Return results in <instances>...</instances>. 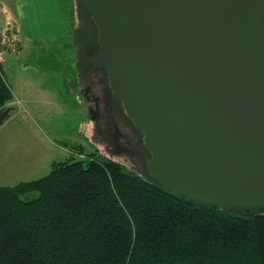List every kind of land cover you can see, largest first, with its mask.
Segmentation results:
<instances>
[{
  "label": "water",
  "instance_id": "1",
  "mask_svg": "<svg viewBox=\"0 0 264 264\" xmlns=\"http://www.w3.org/2000/svg\"><path fill=\"white\" fill-rule=\"evenodd\" d=\"M80 2L97 53L79 47L74 69L103 73L146 175L203 203L264 205V0Z\"/></svg>",
  "mask_w": 264,
  "mask_h": 264
},
{
  "label": "trees",
  "instance_id": "2",
  "mask_svg": "<svg viewBox=\"0 0 264 264\" xmlns=\"http://www.w3.org/2000/svg\"><path fill=\"white\" fill-rule=\"evenodd\" d=\"M0 66V125L11 115ZM0 185V264H264V205L187 198L99 153Z\"/></svg>",
  "mask_w": 264,
  "mask_h": 264
},
{
  "label": "rangeland",
  "instance_id": "3",
  "mask_svg": "<svg viewBox=\"0 0 264 264\" xmlns=\"http://www.w3.org/2000/svg\"><path fill=\"white\" fill-rule=\"evenodd\" d=\"M80 3L75 0L74 29H83L82 18L86 15ZM70 40L71 37L65 50L58 42L28 44V54H21L18 60L15 53L2 52L7 79L12 80L11 85L14 82V99L10 118L0 128V183L17 184L45 176L50 164L65 160L69 155L65 148L74 145H80L86 154L99 153L137 174H146V157L137 135L110 108L103 87L94 83L95 79L88 100L97 97L100 108L94 111L89 106L92 109L85 114L84 90L90 83L85 80L86 69L84 74L74 69V43ZM27 63V74H20ZM22 80L25 84L21 85ZM117 111L120 113L118 108ZM9 130H14L11 135Z\"/></svg>",
  "mask_w": 264,
  "mask_h": 264
},
{
  "label": "crops",
  "instance_id": "4",
  "mask_svg": "<svg viewBox=\"0 0 264 264\" xmlns=\"http://www.w3.org/2000/svg\"><path fill=\"white\" fill-rule=\"evenodd\" d=\"M74 11L75 0H0V66L6 78L9 76L6 75L7 73L2 66V52L5 50L15 53V59L18 60L21 54H28V44L58 42L63 50L67 49L68 38L72 29L75 28ZM4 37H8L13 42V48L1 46V40ZM27 71L28 63L22 66L20 74H27ZM9 80L12 81L10 78ZM11 83L14 85V82ZM22 84H25V81L22 80ZM12 85L10 84L11 89L13 88ZM21 87L28 91V87L24 88V85ZM15 99V104H18L19 100ZM12 101L8 105L13 109ZM84 110L86 114V107ZM4 123L0 125V128H2ZM13 131L9 130V135ZM65 150L67 151V148ZM12 183L8 185L5 182L0 183V185L12 186L16 184L14 181Z\"/></svg>",
  "mask_w": 264,
  "mask_h": 264
},
{
  "label": "flooded vegetation",
  "instance_id": "5",
  "mask_svg": "<svg viewBox=\"0 0 264 264\" xmlns=\"http://www.w3.org/2000/svg\"><path fill=\"white\" fill-rule=\"evenodd\" d=\"M82 19H83V26L85 23H89L90 28L87 31L86 30L84 31L83 29H80L78 27L79 31L83 32L82 34H80L78 32H75L73 34V32L71 31L70 37H71L72 42L74 43V45H72V51H73L72 54H73L74 60H76V58H77L79 47H82L83 53L87 57H91L97 53V47L95 45L96 44L95 43V40H96L95 39V28L92 26V23L89 21L87 16H84ZM80 36H81V38H80ZM79 38H80V40L78 41ZM85 73L87 74L85 80L88 83H90V85H86V89L84 90V92L87 93L86 94V100L83 101V105H84V107H86V110L88 111V108L89 109L91 108L89 106H93L92 108L94 109V111H95V109L99 110V108H100L99 103H101V101H98V100L96 101L97 97H94V100H88L89 95L91 94V89L93 88L91 86V82H93L95 79L94 83H96V81H97V83L99 82L100 85L103 87L102 89L104 92V97L107 96L106 97L107 100H106V98H105V100L107 101V103H109L110 108H112L113 111L119 115V117H118L119 119L125 121L123 119L122 115H120V113L117 111V108L112 104L113 102L111 101L108 90L106 88V83H105L103 73L100 70L93 69L90 65H88V67L86 68ZM92 77H93V79H92ZM78 91H79V89H78ZM92 94H93V91H92ZM90 101H93V103H91ZM90 111H92V110H90ZM126 124H127L128 128L131 129V131H133L132 128L129 126V124L128 123H126ZM142 151H143L142 154L146 157V153L144 152V150H142Z\"/></svg>",
  "mask_w": 264,
  "mask_h": 264
},
{
  "label": "built area",
  "instance_id": "6",
  "mask_svg": "<svg viewBox=\"0 0 264 264\" xmlns=\"http://www.w3.org/2000/svg\"><path fill=\"white\" fill-rule=\"evenodd\" d=\"M1 46L4 48H13L14 44L12 41H10V39L8 37H4L1 40ZM0 62H1V53H0Z\"/></svg>",
  "mask_w": 264,
  "mask_h": 264
}]
</instances>
